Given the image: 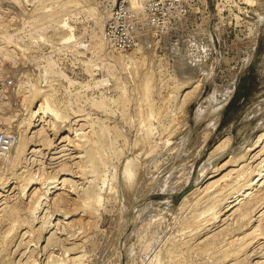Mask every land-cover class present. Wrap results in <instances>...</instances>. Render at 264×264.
<instances>
[{
    "label": "rangeland",
    "instance_id": "rangeland-1",
    "mask_svg": "<svg viewBox=\"0 0 264 264\" xmlns=\"http://www.w3.org/2000/svg\"><path fill=\"white\" fill-rule=\"evenodd\" d=\"M2 137L0 264H264V0H0Z\"/></svg>",
    "mask_w": 264,
    "mask_h": 264
},
{
    "label": "water",
    "instance_id": "water-1",
    "mask_svg": "<svg viewBox=\"0 0 264 264\" xmlns=\"http://www.w3.org/2000/svg\"><path fill=\"white\" fill-rule=\"evenodd\" d=\"M193 178H194V175H191V177L186 182L185 186L180 191H178L179 198H182L192 188Z\"/></svg>",
    "mask_w": 264,
    "mask_h": 264
},
{
    "label": "built area",
    "instance_id": "built-area-1",
    "mask_svg": "<svg viewBox=\"0 0 264 264\" xmlns=\"http://www.w3.org/2000/svg\"><path fill=\"white\" fill-rule=\"evenodd\" d=\"M11 141L7 137L0 138V151H5L9 147Z\"/></svg>",
    "mask_w": 264,
    "mask_h": 264
},
{
    "label": "bare ground",
    "instance_id": "bare-ground-1",
    "mask_svg": "<svg viewBox=\"0 0 264 264\" xmlns=\"http://www.w3.org/2000/svg\"><path fill=\"white\" fill-rule=\"evenodd\" d=\"M230 85H232L231 83H230ZM42 106L40 105V108H41ZM45 107H47L46 105H45ZM46 109V108H45ZM49 109V108H48ZM32 113V112H31ZM202 169V168H201ZM201 172V171H200ZM124 173L125 174H129L130 173V168H129V166L126 164V166H125V168H124ZM195 189H196V187H194ZM194 188H191L186 194H185V196L184 197H186L187 195H190V193L192 194V192L195 190Z\"/></svg>",
    "mask_w": 264,
    "mask_h": 264
}]
</instances>
